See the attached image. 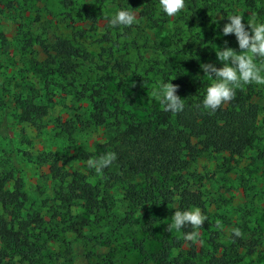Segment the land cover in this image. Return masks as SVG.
Instances as JSON below:
<instances>
[{"label":"rangeland","instance_id":"1","mask_svg":"<svg viewBox=\"0 0 264 264\" xmlns=\"http://www.w3.org/2000/svg\"><path fill=\"white\" fill-rule=\"evenodd\" d=\"M2 4L0 177L12 173V179L4 183L8 189L19 179L21 212L37 213L43 223L41 234L34 233L38 264H143L135 246L155 252L173 223L177 204L156 198L131 208L115 185L108 190L111 205L97 222L80 204L62 203L57 191L65 192L70 174L87 173L86 163L75 159V151H102V144L112 136L113 123L109 119L106 125L78 131L71 139L60 132V123L78 125L86 112L80 92L102 84L108 98L118 102V113L141 115L150 103L158 102L151 96L159 84L155 74L164 61L176 56L177 49L197 46L200 64L222 66L216 52L226 41L239 53L235 35H223V24L209 25L202 13H192L190 0H185V8L175 17L160 10L159 0H2ZM120 10L135 13L137 22L110 27L109 19ZM59 39L77 49L78 57L73 59V72L56 80V88L45 96L41 76L52 68L48 64L52 45ZM117 64L124 73H118ZM256 86V145L240 157L201 155L191 165L187 186L201 196L208 212L223 214L232 223L256 225L264 232V85ZM28 93L35 96L30 104L22 102ZM36 106H45L46 114L23 122L21 114ZM50 159L57 161L62 181L51 178ZM89 174L91 184L105 188L95 170ZM80 218L91 222L79 228ZM168 234L177 236L174 228ZM245 264H264V257L254 256Z\"/></svg>","mask_w":264,"mask_h":264},{"label":"trees","instance_id":"2","mask_svg":"<svg viewBox=\"0 0 264 264\" xmlns=\"http://www.w3.org/2000/svg\"><path fill=\"white\" fill-rule=\"evenodd\" d=\"M190 1L192 13H202L203 21L207 20L209 25L217 23L224 26L229 22V15H242V22L249 32L247 22L264 23V0ZM0 7H4L2 0ZM212 18L216 22H212ZM184 49H177L176 56L164 61L155 74L159 82H171L178 86L176 95L184 103L183 110L178 113L163 111L157 102L150 103L148 109L140 112L141 115L120 114L117 111L118 102L108 98L105 85L80 92L86 102L82 121L78 125L62 121L60 132L71 139L78 131L100 128L111 119L112 136L102 144V151L95 148L92 152L86 149L75 151V159L86 163L88 174L72 172L65 192L59 189L57 194L62 203L80 204L82 210L97 222L111 205L108 190L115 185L123 190L131 208L156 198L169 205L176 203V210L180 211L198 207L207 217L202 228L196 229L199 232L198 241L183 239L185 233L193 231L191 226H185L180 231L174 229L177 236H169L167 230L155 252L149 254L139 244L135 246L143 264H245L254 256L264 257L263 230L244 222L232 223L223 214L208 212L201 196L189 191L187 177L192 163L201 155L240 157L256 145L259 108L254 98L257 97L258 88L253 83L236 89L231 101L210 113L203 108L202 101L213 80L201 71L199 58L202 54L198 47L190 50L186 46ZM51 51L53 56L48 64L52 68L41 76L45 96L47 91L56 88V80L66 79L73 72V59L78 57V50L63 39L55 42ZM212 63L217 68L221 67L217 62ZM116 66L118 73H124L120 65ZM137 80L143 83L138 76ZM34 98L28 93L22 102L30 104ZM45 114V106H36L31 112L21 114L22 121L29 122ZM108 152H114L117 159L100 175L105 186L100 189L99 183L91 184L89 181V173L94 169L88 167L87 161ZM57 167V161L50 159L48 172L51 178L62 181ZM11 179L12 173L9 172L0 177V264H38V236L35 241L34 233L41 234L43 223L37 213L21 212L23 195L19 179L13 180L11 189L4 186L6 180ZM176 210H172V213ZM90 222L80 218L79 228L88 226ZM147 223L150 224V221ZM233 228L240 229L242 235L235 237L231 232ZM73 230L77 232V229ZM147 231H150L149 226Z\"/></svg>","mask_w":264,"mask_h":264},{"label":"clouds","instance_id":"3","mask_svg":"<svg viewBox=\"0 0 264 264\" xmlns=\"http://www.w3.org/2000/svg\"><path fill=\"white\" fill-rule=\"evenodd\" d=\"M160 10L168 17H175L185 8V0H159ZM220 19H224L220 17ZM228 23L224 24L222 34L227 36L234 34L238 43L239 53L236 50L225 46L218 48L216 58L221 63L217 68L212 63L200 65L201 71L207 75L213 82L206 89L202 106L204 109L214 113L221 105L231 101L235 96V90L243 88L244 85L257 84L264 85V23L242 22V15H229ZM137 22L135 13L120 10L116 12L108 21L110 27L124 26L129 27ZM261 63L258 65L256 60ZM214 78V79H213ZM178 86L171 82H159L154 86L151 96L159 102L163 111L178 113L183 110L184 103L177 93ZM117 159L114 152H108L99 158L89 159L87 165L95 170L98 175L103 174V170L110 167ZM179 199V197H177ZM207 217L202 214L201 209L196 207L190 210L174 211L172 215L173 223L168 226V230L176 229L180 231L185 226H191L193 231L185 233V241L197 242L199 232L196 229L202 228ZM220 227V225H217ZM235 237L242 235L240 229L231 230Z\"/></svg>","mask_w":264,"mask_h":264}]
</instances>
